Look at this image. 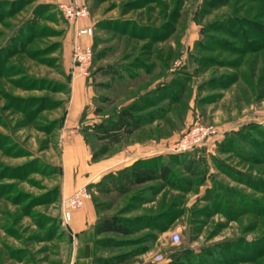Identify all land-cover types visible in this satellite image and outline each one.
I'll return each mask as SVG.
<instances>
[{
    "label": "rangeland",
    "instance_id": "rangeland-1",
    "mask_svg": "<svg viewBox=\"0 0 264 264\" xmlns=\"http://www.w3.org/2000/svg\"><path fill=\"white\" fill-rule=\"evenodd\" d=\"M82 5L90 10L84 20L99 22L91 38L100 57L86 77L97 97L83 129L166 89L161 101L138 113L143 125L112 152L158 144L155 158L170 167L169 183L154 182L102 213L159 228L113 236L120 244L100 245L95 254L91 234L73 236L61 196L71 51L65 33L77 24L52 0H0V264H92L94 257L127 264H264V0ZM101 66H114L119 78L106 80L97 73ZM101 98L115 102L97 115ZM197 124L216 135L178 151V141ZM189 158L201 164L195 174L183 165ZM172 214L178 216L169 221Z\"/></svg>",
    "mask_w": 264,
    "mask_h": 264
},
{
    "label": "trees",
    "instance_id": "trees-1",
    "mask_svg": "<svg viewBox=\"0 0 264 264\" xmlns=\"http://www.w3.org/2000/svg\"><path fill=\"white\" fill-rule=\"evenodd\" d=\"M92 48L94 51L95 45H93ZM96 58L100 59L98 55L94 54V60ZM97 73L102 75L106 80L112 82H115L120 76L119 71L114 66H101L97 69ZM70 80L71 74L69 76V82ZM165 90L166 89L163 88H157L152 95L143 97L139 103L135 101L128 106L122 107L116 113H112L109 118L99 123L89 124L87 126V131L83 129L87 141L89 142L90 138L98 146V149L93 148L92 158L98 159L102 157L108 153L113 146L121 143L125 137L138 130L140 126L143 125V117L138 115V113L144 111L147 107L155 106L161 101ZM101 102H103V104L96 107V110H94V113L97 115L108 111V107L112 106L115 100L111 98H101ZM158 159L159 158L155 157L139 159L130 166L107 173L101 181L88 186L89 190L92 192L91 197L98 214L92 240V252L94 251V254L100 249V245H104V249H115L120 242L112 238L113 236L128 237L146 228L155 231L159 228L157 222L150 221L149 223L137 225L134 220L124 218L120 214L102 216L103 212L111 210L119 200L125 199L134 192L147 190L154 182L161 181L165 182V184L169 183L171 169L169 166L161 164ZM183 165L187 172L192 174H195V172L201 169V164L194 158L183 160ZM210 193L212 194V191H209V194ZM2 197V190L0 188V228ZM101 197L104 199L103 202L100 200ZM172 215L173 219L169 221H173L178 216V214ZM127 263L129 262L120 258L105 260L94 257L92 261V264Z\"/></svg>",
    "mask_w": 264,
    "mask_h": 264
},
{
    "label": "crops",
    "instance_id": "crops-1",
    "mask_svg": "<svg viewBox=\"0 0 264 264\" xmlns=\"http://www.w3.org/2000/svg\"><path fill=\"white\" fill-rule=\"evenodd\" d=\"M74 0H52V3L61 5L69 4ZM79 4H84L85 0H76ZM99 22L83 20L76 26H72L66 35V41L71 46L70 56H68V74L72 71V47L74 36L78 28H90L94 30V25ZM81 43L93 46L91 36L83 35ZM69 101L66 103V113L63 118V131L67 134L63 147V171L65 175L64 186L61 199L71 197L83 186L98 183L109 172L117 171L130 166L139 159L154 158L157 156L158 144L148 147L144 143L129 145L124 151L115 152L114 147L105 155L98 159L92 158L93 147L87 141L83 132V125H87L85 111L90 107L96 93L91 82L86 77L70 80ZM89 125V124H88ZM64 135V136H65ZM66 137V136H65ZM98 220V214L92 198H87L84 205L79 210L72 212L71 221L68 223L73 236L81 239L83 235L91 234L94 237V228Z\"/></svg>",
    "mask_w": 264,
    "mask_h": 264
},
{
    "label": "built area",
    "instance_id": "built-area-1",
    "mask_svg": "<svg viewBox=\"0 0 264 264\" xmlns=\"http://www.w3.org/2000/svg\"><path fill=\"white\" fill-rule=\"evenodd\" d=\"M59 9L66 20L79 24V22L90 17V10L87 6L79 4L76 0L69 4H61ZM83 35L92 36L93 28H78L76 29L73 49H72V71L71 78L76 79L80 77L90 76L91 68L94 61V52L92 46H87L81 43V37ZM216 131L212 127L204 125L192 126L182 138L178 141L175 148L178 151H191L196 147H199L204 142L210 140ZM91 194L86 186H83L76 191L71 197L63 200L62 202V215L64 222L68 224L71 221L72 211L80 209L87 198H90ZM172 242L178 244L180 242V234L174 233L172 235ZM157 260H162V255L156 256Z\"/></svg>",
    "mask_w": 264,
    "mask_h": 264
}]
</instances>
